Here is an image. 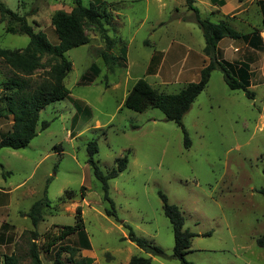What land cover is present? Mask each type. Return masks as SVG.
I'll return each mask as SVG.
<instances>
[{
	"label": "rangeland",
	"instance_id": "rangeland-1",
	"mask_svg": "<svg viewBox=\"0 0 264 264\" xmlns=\"http://www.w3.org/2000/svg\"><path fill=\"white\" fill-rule=\"evenodd\" d=\"M248 1L230 0L223 12L243 8ZM89 2L101 13L106 12L101 23L113 41L112 54L124 57V67L107 71L100 58L104 42L97 28L83 23L89 42L64 54L71 62L63 80L68 97L39 112L37 135L25 148L0 149V264L11 253L21 264H29L28 235L23 232L32 226L21 214L27 213L44 192L50 204L42 209L43 220L36 228L43 264L53 260V251L45 254L41 248L43 235L74 225L77 207L91 246L80 255L91 263L128 264L136 256L150 258L151 264H179L172 257L173 235L163 215L160 193L181 212L183 229L194 235L185 256L187 262L264 264V247L257 244L264 234V198L258 193L264 188L261 59L255 62L258 71L253 73L257 75L250 86L255 93L253 100L241 90H229L219 70L211 73L207 87L182 118L189 140L185 147L181 128L166 121L158 109L137 113L123 106L128 91L140 78L167 94L177 93L196 80L197 71L187 72L192 68L185 66L184 56L188 50H197L204 39L196 24L182 19L192 18L185 1L82 0L84 6ZM0 3L24 16L33 32H43L51 45L57 44L50 24L52 15L57 11L69 13L73 7L68 0ZM194 7L210 22L226 20L221 13L210 14L201 0ZM249 10L251 23L258 22L261 16L257 10ZM5 27L6 22L0 21V48L23 49L28 37L7 34ZM235 27L240 31L241 26ZM242 29L244 33L246 26ZM92 64L100 72L88 82L84 76L88 78ZM10 75L0 60V94L2 82ZM42 79L43 70L31 77L33 85ZM42 122L48 123L44 129ZM10 124L11 117L4 111L0 136ZM91 141L97 144L93 160L103 174L127 154L126 169L108 181L116 219L106 216L110 207L87 163ZM82 186L85 189L80 191ZM65 191H72V197L68 198ZM121 223L159 247L164 257L150 256L133 243L122 241L127 232ZM79 241V235L73 233L63 244L77 246Z\"/></svg>",
	"mask_w": 264,
	"mask_h": 264
},
{
	"label": "trees",
	"instance_id": "trees-1",
	"mask_svg": "<svg viewBox=\"0 0 264 264\" xmlns=\"http://www.w3.org/2000/svg\"><path fill=\"white\" fill-rule=\"evenodd\" d=\"M73 4L69 13L57 11L51 19L50 24L53 27L57 38V44L51 45L46 35L41 32H33L32 27L28 25L24 16L11 11L0 3V21L6 22L5 32L11 35H25L28 37L27 45L20 50H8L0 48V60L9 68L11 75L2 82L0 94V118L4 111L11 117L9 130L0 136V149L7 148L19 150L25 148L31 140L37 135L36 126L38 123L39 112L47 105L58 102L68 97L69 92L63 84V80L71 70V62L65 58L64 54L68 50L86 45L89 39L85 35L83 23L97 28L100 38L104 42V49L100 58L104 67L109 73H113L116 67H124V57H116L112 54L113 41L107 35L106 29L101 23L103 15L98 6L89 2L84 6L82 0H68ZM188 10L192 12V18H182L184 21L193 22L201 30L204 47L203 55L208 58L199 71V77L196 82L187 83L177 93L167 94L158 91L152 87L146 79L140 78L132 85L128 91L123 106L137 113L144 112L148 108L158 109L166 121L177 124L184 135V145L189 146L187 134L181 124L185 113L190 109L196 97L207 87L211 73L219 70L222 73L223 81L229 90H241L247 99L253 100L255 93L250 89V72L246 64H233L220 59L217 51V44L224 38L237 40H246L248 36L241 34L233 29L225 21L218 23L210 22L209 19L201 16L198 9L192 4L193 0H184ZM213 3L221 1L211 0ZM241 2V0H237ZM264 29V17L258 29V33ZM44 60V61H43ZM38 70H43V79L33 85L31 77ZM99 68L92 64L88 69V78L91 82L99 75ZM4 106V109H3ZM48 126L47 122L41 123V129ZM97 153V144L91 141L87 145L88 160L94 178L101 184L102 197L108 203L109 209L105 211L106 216L114 217V205L108 195V181L117 177L119 173L127 167V154L122 158L115 160V168L107 174H103L93 160ZM264 175V167L262 170ZM85 188L82 186L80 191ZM258 193L264 198V188ZM68 198L72 197V191H65ZM162 202L163 215L168 219L173 235V254L179 264H191L185 260L189 252L190 242L194 235L186 229H183L184 218L175 205L168 203L163 194H159ZM62 201V198H60ZM50 201L44 196L35 201L27 213L21 214L29 218L32 230L23 232L28 235L27 257L29 264H43L39 255V245L36 241L39 234L36 231L38 224L42 219V209L49 207ZM126 229V237L122 241H129L137 248L155 257H164L162 250L151 244L145 238L139 237L133 231L131 226L121 223ZM84 224L81 217V209H75V224L72 226H60L57 233L46 232L43 235L41 248L45 254L53 251V260L51 264H94L89 259L80 255L82 250H90V244L84 235ZM77 233L80 241L77 246L63 244L64 240L71 234ZM22 234V235H23ZM1 236V235H0ZM3 238V236H1ZM259 247H264V234L257 240ZM63 256H66L63 259ZM2 264H21L20 259L14 253L5 255ZM128 264H151L150 258L136 257L130 258Z\"/></svg>",
	"mask_w": 264,
	"mask_h": 264
},
{
	"label": "crops",
	"instance_id": "crops-1",
	"mask_svg": "<svg viewBox=\"0 0 264 264\" xmlns=\"http://www.w3.org/2000/svg\"><path fill=\"white\" fill-rule=\"evenodd\" d=\"M198 1L193 0L192 5L194 6L196 3H198ZM201 1L203 5L208 7L210 14H223L226 19L224 21L229 26H234L232 27L233 29L237 28L235 27L236 25L241 26L239 27L241 28L240 31L236 29L235 30L243 35L248 36L246 40H232L224 38L219 41L217 44V51L220 59L233 64H246L250 72V84L253 82V77L257 75H253V73L257 70L254 69L255 62L261 59V68H259V82L264 84V29H260L258 33H254L255 29H258L260 25L258 22L260 21L261 23V20L264 17V0H249L248 3L243 6V8L235 10L229 9L224 12L223 10L226 9V3L230 0H217L221 1L222 5H219L217 2L213 3L211 0ZM249 9H256L257 13H259V17L261 16L258 22L253 23L254 25L250 20L251 18ZM245 26L246 31L242 33V28H244ZM203 47L204 44L199 45L197 50H188L186 51V54L184 56V61L185 63H187V65L185 66H191L192 68L186 69L187 72H194L195 70L197 71L196 80H193L192 82H196L198 80L199 71L205 63V59H207L202 53Z\"/></svg>",
	"mask_w": 264,
	"mask_h": 264
}]
</instances>
